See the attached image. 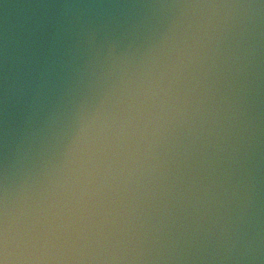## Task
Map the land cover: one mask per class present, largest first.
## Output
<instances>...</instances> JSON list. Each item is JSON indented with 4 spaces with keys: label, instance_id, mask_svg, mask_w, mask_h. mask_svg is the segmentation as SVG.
I'll return each instance as SVG.
<instances>
[{
    "label": "water",
    "instance_id": "1",
    "mask_svg": "<svg viewBox=\"0 0 264 264\" xmlns=\"http://www.w3.org/2000/svg\"><path fill=\"white\" fill-rule=\"evenodd\" d=\"M0 264H264V0H0Z\"/></svg>",
    "mask_w": 264,
    "mask_h": 264
}]
</instances>
